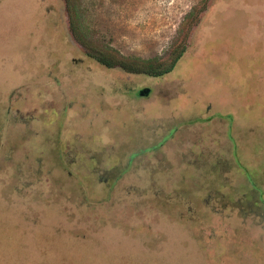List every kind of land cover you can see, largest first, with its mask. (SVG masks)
Segmentation results:
<instances>
[{
  "label": "rangeland",
  "instance_id": "rangeland-1",
  "mask_svg": "<svg viewBox=\"0 0 264 264\" xmlns=\"http://www.w3.org/2000/svg\"><path fill=\"white\" fill-rule=\"evenodd\" d=\"M0 264H264V0H0Z\"/></svg>",
  "mask_w": 264,
  "mask_h": 264
},
{
  "label": "trees",
  "instance_id": "trees-1",
  "mask_svg": "<svg viewBox=\"0 0 264 264\" xmlns=\"http://www.w3.org/2000/svg\"><path fill=\"white\" fill-rule=\"evenodd\" d=\"M184 54H185V49H182L181 51L177 52L176 55H174L169 65H159V66H153V64H147V66H145L144 64L139 65V63L136 62H134L133 64L130 63L128 64V62L126 61H119V60L114 61L112 59L99 57L98 55H94V54H88V55L89 57L96 58L101 64H103L104 66L110 69L119 66L128 73H135V74L137 73L152 77H161L165 74L172 72L176 64H178V62L181 60Z\"/></svg>",
  "mask_w": 264,
  "mask_h": 264
},
{
  "label": "water",
  "instance_id": "water-1",
  "mask_svg": "<svg viewBox=\"0 0 264 264\" xmlns=\"http://www.w3.org/2000/svg\"><path fill=\"white\" fill-rule=\"evenodd\" d=\"M148 94H149V90L148 89H146V90H144V91L141 92V95L142 96H144V95L146 96Z\"/></svg>",
  "mask_w": 264,
  "mask_h": 264
},
{
  "label": "flooded vegetation",
  "instance_id": "flooded-vegetation-1",
  "mask_svg": "<svg viewBox=\"0 0 264 264\" xmlns=\"http://www.w3.org/2000/svg\"><path fill=\"white\" fill-rule=\"evenodd\" d=\"M140 95H141V93H140ZM142 96V95H141ZM145 96V95H144Z\"/></svg>",
  "mask_w": 264,
  "mask_h": 264
}]
</instances>
